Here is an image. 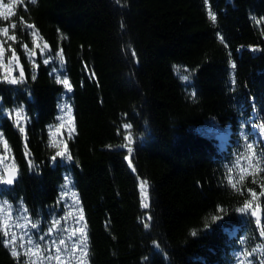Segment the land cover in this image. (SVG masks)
Returning a JSON list of instances; mask_svg holds the SVG:
<instances>
[{
	"label": "trees",
	"instance_id": "16d2710c",
	"mask_svg": "<svg viewBox=\"0 0 264 264\" xmlns=\"http://www.w3.org/2000/svg\"><path fill=\"white\" fill-rule=\"evenodd\" d=\"M12 11L0 24L17 37L7 45L25 75L21 84L0 79V143L18 172L0 198L28 209L34 233L60 215L67 176L83 209L88 264H241L264 243V172L241 182L248 164H236L246 143L264 150V0H19ZM34 40L48 45V63L38 53L27 59ZM62 97L74 132L71 121L54 129ZM65 145L72 159L53 161ZM248 200V213L238 212ZM257 209L260 218L249 214ZM2 240L0 264H20L25 257Z\"/></svg>",
	"mask_w": 264,
	"mask_h": 264
},
{
	"label": "snow or ice",
	"instance_id": "6c2138e0",
	"mask_svg": "<svg viewBox=\"0 0 264 264\" xmlns=\"http://www.w3.org/2000/svg\"><path fill=\"white\" fill-rule=\"evenodd\" d=\"M17 0H12V3H3V0H0V17H3L4 20H8L10 16L14 13L12 11L14 5L16 4ZM31 3H35V0H29ZM20 3H25V0H20ZM210 18L213 22H215V15L209 13ZM20 23L29 29H34V25L31 24H24L23 18H21ZM17 27L16 23L11 24V28L15 30ZM0 35H3L7 38V40H12L15 42L17 40L16 35L13 34L9 35V28L2 27L0 28ZM32 37H36L37 33L35 31L31 32ZM7 40L0 41V67H4V57L6 54V49L4 48V44ZM25 51H28V46L25 44L23 45ZM35 47L39 48V44H36ZM48 46L45 44L41 51H47ZM8 50L11 51V56L8 58V63L13 64L19 67V76H12L9 79V75H4L2 79L10 84H21L24 83V69L19 63V57L16 54L14 48H12L11 44L8 45ZM30 56L34 57L36 55L35 50H32ZM58 56L63 62V51L61 50L58 53ZM51 58V57H50ZM34 63V61H33ZM44 63H48V60H44ZM232 68H235V64H232ZM7 71V69H6ZM57 82L59 84L64 85L65 89L68 93L72 91L71 84L66 76L61 78V76L56 77ZM182 79L188 80L189 77L187 75L182 76ZM235 83V80L232 81ZM195 93H193V96ZM61 110L65 113V115L70 116L72 113V107L70 104H65L61 107ZM15 112V118L17 125L20 124L25 117L21 114L23 112V108H18L13 110ZM12 115V113H9ZM73 127L71 128V132L75 131L74 127V120L71 121ZM61 128L64 127L63 123L60 125ZM124 129H130L132 126L130 124H124L122 126ZM260 129L261 134H264V124L257 126ZM20 132H24L25 129L20 127ZM245 141L248 140L247 135L244 137ZM124 140L126 143L122 145V147L127 148L129 154L132 153L133 148V135L131 132H128L124 136ZM4 148H8L7 141L4 140ZM52 147H59L55 143V141L51 144ZM60 158H66L68 160L72 159V156L67 151V147L65 145L62 151H57L56 155L52 158L53 161ZM241 161H246L248 164V168H241V173L239 176V181H244L247 176H255V174L259 172H264V167H261L264 164V150L257 153L255 149V145L251 142L245 144V154L239 156L236 160V164L240 165ZM31 164V162H30ZM34 167V165H33ZM230 175L228 176V183L237 191H240L237 188V185L232 182L231 172L232 169H228ZM18 172L17 170L13 169L11 172L5 168V173L0 175V184L4 185H12L17 179ZM255 182V181H254ZM70 183V178L65 177V191L62 192L60 199H64L69 195V191L67 190V186ZM148 182L143 181L140 184L141 189V206L145 209L150 207L148 203L149 200V193H148ZM261 188L264 189V184L261 185ZM248 192L251 194L252 199H256L257 193L252 189H248ZM73 197V204L71 210L67 213L66 217L61 219H68L72 218L73 222L77 225H83L84 215L83 209L79 208V215L78 217L73 215L74 210L77 209L79 206V199L76 196L75 192L71 193ZM260 196H264V190L259 193ZM252 207V200H248L244 203L243 207L237 209L240 213H248L249 209ZM259 208V205H257ZM223 211V210H222ZM15 215L13 213V206L8 203V201H0V235L3 237V244L5 247H11V254L16 257L18 260L21 256L25 257L20 264H88V237L86 232V226H79L72 229H63L60 228L61 219H54L51 225L48 228L47 233L43 235H39L38 239H34L33 235H30L25 229L29 227L32 229H36L38 227L37 223H34L29 216L27 215L28 209L26 207L18 206L15 210ZM252 216H256V212L252 211L249 213ZM149 220L151 217H147ZM215 220H220L222 217H215ZM23 221V222H21ZM257 224H260V220H256ZM146 228L148 224L144 225ZM15 229H21L22 231L18 235ZM57 231V236L54 237L51 241V245L47 244V237L51 236L53 231ZM60 232H67V236L64 238H59ZM260 236L264 237V227L260 229ZM27 237V239H25ZM155 243V242H154ZM43 245V246H42ZM19 249V251H18ZM257 253L264 254V243L257 245V247L253 248L251 251H244L243 258L241 260V264H244L246 260L247 264H253L252 259L250 257H254ZM240 255V254H238ZM256 264H264V259L258 260Z\"/></svg>",
	"mask_w": 264,
	"mask_h": 264
},
{
	"label": "rangeland",
	"instance_id": "374dc122",
	"mask_svg": "<svg viewBox=\"0 0 264 264\" xmlns=\"http://www.w3.org/2000/svg\"><path fill=\"white\" fill-rule=\"evenodd\" d=\"M18 1L19 0H17V2ZM3 3H12V0H3ZM0 19L2 20L3 17H0ZM2 27H6V26L0 24V28H2ZM4 40H7V38L4 37L3 35H0V41H4ZM7 42H9V41L7 40ZM7 42L4 44V48L6 49V54H5V57H4V67H0V79H2V77L4 75H9V79L12 76H17L16 75V65H15V63H13V64H9L8 63V58L11 56V55L9 56L8 54H10L11 51L7 49V46H8ZM36 44H37V42L34 40L33 49L32 50H35V52L39 54V57L43 61L46 60V59L50 60L52 58V56L47 53L49 48L47 49V51H41V49L44 46L41 44V45H39L40 47L37 48V47H35ZM31 51L27 52L26 56H27L28 60H31V56L29 54ZM6 69H7V71H6ZM18 72H19V70H18ZM65 104H69V103H68L67 100H65L62 97V99L59 102V112H58V116H57L58 125H57L56 128H54L56 131H59V129L61 128L60 125L62 123H63V125H67L71 121V115L70 116L65 115V113L61 110V107L63 105H65ZM21 114L23 115V113H21ZM13 115H14V119L16 121L15 112L14 111H13ZM23 122H24V120H22L20 123L23 124ZM52 131H54V130H52ZM128 132H131L130 129H127V133ZM10 166L14 167L10 151L8 150V148L7 149L4 148V143L1 141V143H0V175H3L5 173V168L8 169ZM141 183L142 182H140V184ZM1 185H4V184H0V186ZM64 186H65V178H64V181H63V183H62V185L60 186V189H59L60 191H59V198L58 199H59V203H60V207H61V212L59 213L60 215L57 216L55 219H61L63 217H66L67 213L72 208L73 197H72L71 193L74 192V190L72 189L71 183H69L68 186H67V190L69 191V195L67 197H65L64 199H60L62 192L65 191V187ZM140 192H141V189H140ZM0 201H4V200L0 198ZM10 205L13 206V213L15 215L16 214L15 210H16L17 207H15L13 204H10ZM79 208H80V206H78L77 209L74 210V212H73V215L76 216V217H78V215H79ZM21 222H23V221H21ZM79 226H84V224L83 225H77V224H75L73 222L72 218L61 219L60 228L72 229V228H76V227H79ZM35 230H37V229H32L30 227L28 229H25V231H27L30 235H33L34 239H38L39 235H43V234L40 233V232L39 233L38 232L34 233ZM15 231L19 235L22 230L21 229H15ZM67 234H68L67 232H60L59 238H64V237L67 236ZM56 236H57V231L54 230L53 233L51 234V236L47 237V244L51 245L52 239L54 237H56ZM25 239H27V237H25ZM18 251H19V249H18Z\"/></svg>",
	"mask_w": 264,
	"mask_h": 264
},
{
	"label": "water",
	"instance_id": "95a60500",
	"mask_svg": "<svg viewBox=\"0 0 264 264\" xmlns=\"http://www.w3.org/2000/svg\"><path fill=\"white\" fill-rule=\"evenodd\" d=\"M46 45H47V44H46ZM47 46H48V45H47ZM18 70L20 71L19 67H18ZM13 169H14V168L9 167V168H8V171L11 172ZM15 170H16V169H15ZM14 183H15V182H14ZM14 183H13V184H14ZM257 217H258V218L260 217V214H259L258 211H257Z\"/></svg>",
	"mask_w": 264,
	"mask_h": 264
}]
</instances>
